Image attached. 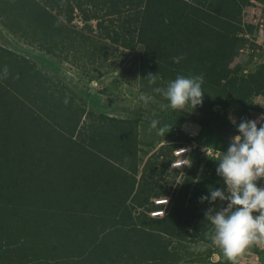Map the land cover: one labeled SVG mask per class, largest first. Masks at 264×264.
Here are the masks:
<instances>
[{
  "label": "trees",
  "instance_id": "obj_1",
  "mask_svg": "<svg viewBox=\"0 0 264 264\" xmlns=\"http://www.w3.org/2000/svg\"><path fill=\"white\" fill-rule=\"evenodd\" d=\"M256 1L264 5V0ZM248 2L0 0V23L13 35L84 71L86 61L107 60L108 48L121 47L123 60L140 47L141 85L160 96L163 104L168 101L153 88L166 87L177 75L203 74L202 105L194 110L188 106L183 112L166 108L165 120L180 127L184 118L190 119L206 138L224 142L238 134L233 120L239 124L244 118L264 116V109L252 105L254 97H264V64L244 73L237 62L253 30L241 21ZM76 19L81 27L74 23ZM178 56L183 59L174 63L172 58ZM10 58L0 47V63ZM23 61L25 72L16 66L23 76L15 72L13 63L7 78H0V264L230 261L225 257L210 260L215 253L211 249L214 229L205 220L209 204L200 203L199 198L209 188H218L219 177L216 170L209 172L208 162L196 182L185 177L175 184L179 171L169 163L173 149L180 145H161L139 173L143 160L137 158V122L86 112L75 103L69 113L64 100L67 96L71 104L74 93L64 85L57 90L55 105L64 104L67 112L51 116L54 111H41L37 100L45 96L40 82L47 79ZM3 68L0 65V76ZM149 73L159 74L156 84L145 79ZM23 84L28 93L33 92L29 100L37 104V110L20 98ZM37 88L40 93L35 92ZM84 115L90 122L81 121ZM54 119L58 122L53 124ZM109 123L114 131L104 130ZM105 143L121 145L119 155L105 151L103 156L97 149ZM111 158L122 165H115ZM166 170L171 181L165 179ZM156 198H169L162 218L148 214L159 207L153 202ZM189 228L193 233L187 232ZM188 237L209 245L206 259L198 254L194 261H181L182 250L192 255V248L182 244ZM171 238L177 240L174 249Z\"/></svg>",
  "mask_w": 264,
  "mask_h": 264
},
{
  "label": "rangeland",
  "instance_id": "obj_2",
  "mask_svg": "<svg viewBox=\"0 0 264 264\" xmlns=\"http://www.w3.org/2000/svg\"><path fill=\"white\" fill-rule=\"evenodd\" d=\"M74 23L79 27L82 26V23L78 19H76ZM248 34V42L240 49L237 57V62L242 64L244 73L253 71L257 66L264 64V40H257L253 30ZM0 47L7 51L8 56L11 57L7 59V61L0 63L2 67H4L5 64L8 65L7 68L10 69L11 64L13 65L14 63L13 67L15 72H19V75L23 76L24 74L20 73V68L21 72L26 71L24 69L26 63L23 61L25 60L31 65L35 73H40L43 78L47 79V82H40L42 94L45 96V100H37V102L39 101L38 104L42 107L41 111L44 109H48V112L54 111L51 116L60 113V111L67 112V108H65L64 104L55 105V99L59 97L57 90L60 89V85H64L75 95L67 93L72 95L71 104H67V106H69V113H72V109L74 110L72 106L73 103H75L85 109L86 112L90 111L96 115L103 114L117 120L137 122V149L139 151L137 153V158L143 160L138 166L139 173L141 172L143 163L147 160L149 155L155 152L161 145L171 147L172 145H181V143H185L182 145H186L194 142L202 147H209L208 154L212 159L219 155V151L227 150L230 139L224 142L211 141L206 138V134L190 119L184 118L182 120L183 125L180 127L171 125V123L169 124L165 120L167 111L166 108L161 109L160 107V105L163 104L162 98L152 95L151 91L146 90V87L141 85L139 66L140 47L123 60L122 57H120L121 47L108 48V59L104 60L103 57H97L90 63L86 61L84 63L86 71L69 64L56 55L44 51L42 48L33 45L29 41L13 35L1 23ZM14 58L17 59L14 60ZM115 64H119L118 68L116 71H112L111 69ZM43 78H41V81H43ZM33 83L36 84L37 81L34 80ZM26 85L27 84L19 87V90L23 91L19 96L29 107L37 110V104L33 105L31 100H29L33 92L28 93L25 88ZM28 89H31L30 83L28 84ZM35 92L40 93L41 90L37 88ZM27 93L29 96H27ZM141 94L151 98L148 103H144L139 99ZM3 99H5V97H3ZM252 105L258 109H264V97H254L252 99ZM187 107L188 106L181 110V112L186 111ZM261 116L262 115L258 118ZM55 120L57 121V119H54L52 121L53 124L56 123ZM152 120L159 121L158 127L166 124L169 125L170 131L166 133L165 136L157 135L156 130H150ZM81 121L90 122L85 115L81 118ZM104 130L114 131L115 129L109 123ZM72 139H75V136ZM42 144L44 145L45 143L43 142ZM85 144H87V142ZM120 146L105 143L104 148L101 146V149L97 150L105 157V151L111 153L115 152L116 155H119L121 149L118 148ZM193 157L191 166H187L186 169L179 171L175 184L181 183L185 177L196 182L200 176L201 169L207 162L209 172L216 170L218 166L217 162L211 160L206 153L202 154L201 151ZM111 159L115 165H122L119 163L120 161L114 160L113 158ZM164 174L166 175L165 179L172 180L168 170H166ZM217 183L218 188L225 187L220 177ZM261 185L264 186V181L261 182ZM213 206L219 208L221 202L217 201ZM209 207L210 205L208 208ZM139 211H141V209ZM187 232L193 233V228H189ZM190 239L191 237H188L186 240H183L182 244L186 247H190V249L192 248V255L189 256L182 250L184 259H181V261H194L193 257L198 254V256L201 255L203 259H206L209 245L202 242H191ZM171 241L170 248L174 249L173 247H176L177 240L171 238ZM211 249L215 252L210 257L212 262L218 261L220 257H225L222 250L215 244H213ZM225 258L228 259L227 257ZM227 264H264V243H253L249 245L237 257L228 261Z\"/></svg>",
  "mask_w": 264,
  "mask_h": 264
},
{
  "label": "clouds",
  "instance_id": "obj_3",
  "mask_svg": "<svg viewBox=\"0 0 264 264\" xmlns=\"http://www.w3.org/2000/svg\"><path fill=\"white\" fill-rule=\"evenodd\" d=\"M172 59L174 63H179L183 57ZM7 76L8 68L4 66L0 78L6 79ZM145 79L154 85L159 74L149 73ZM203 83V74L177 75L166 87H155L153 92L168 101L160 105L161 109L183 110L191 106L194 110L203 103ZM139 99L148 103L151 98L141 94ZM68 102L66 96L65 105ZM233 123L238 134L230 137L226 151H219V155L212 159L208 154L209 147L202 149L211 160L217 162L216 174L223 180L225 187L209 188L208 194L199 198L200 203L207 202L210 205L204 215L214 229L212 242L229 260L253 243H264V186L261 185L264 181V116L256 120L244 118L239 124L233 120ZM158 124V120H152L150 130L165 136L170 126L166 124L158 127ZM186 151L188 149H180L176 153L184 154ZM180 163L191 166L190 159H183ZM176 166V162H172L171 167ZM217 201L221 202L219 208L213 206Z\"/></svg>",
  "mask_w": 264,
  "mask_h": 264
},
{
  "label": "built area",
  "instance_id": "obj_4",
  "mask_svg": "<svg viewBox=\"0 0 264 264\" xmlns=\"http://www.w3.org/2000/svg\"><path fill=\"white\" fill-rule=\"evenodd\" d=\"M264 5L256 0H249V2L243 7L241 21L243 26L249 25L253 27V31L257 37V40H264ZM248 37V36H246ZM204 147L192 142L191 144L180 145L173 149L172 160H170V168L178 171H182L187 168L182 163L183 159H189L193 154H198ZM188 149L184 154H177L176 150ZM172 162H176V167L172 168ZM158 208L152 209L148 214L151 218H162L166 215V209L169 205V198H156L153 200Z\"/></svg>",
  "mask_w": 264,
  "mask_h": 264
}]
</instances>
